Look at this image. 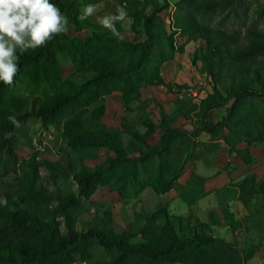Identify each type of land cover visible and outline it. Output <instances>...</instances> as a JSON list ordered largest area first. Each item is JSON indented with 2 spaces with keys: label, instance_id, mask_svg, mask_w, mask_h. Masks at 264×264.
<instances>
[{
  "label": "trees",
  "instance_id": "1",
  "mask_svg": "<svg viewBox=\"0 0 264 264\" xmlns=\"http://www.w3.org/2000/svg\"><path fill=\"white\" fill-rule=\"evenodd\" d=\"M116 1L125 6L127 0ZM192 2L197 10L214 5V0ZM186 13L176 18L178 30L204 41L192 62L199 61L212 81V93L200 99L201 115L192 131L174 125L178 115L160 111L159 123L140 119L146 128L143 134L126 128L131 139L123 146L119 131L100 121L105 107L98 103L113 91L120 93L122 106L130 111L131 104L140 102L143 87H170L160 69L166 57L155 49L153 13L142 17L131 12L132 28L142 25L147 36L142 42L118 39L110 30H93L85 38L60 34L44 47L18 53L19 72L13 85L0 82V186L4 176L16 174V189L0 193V264H243L236 242L205 230L183 235L181 216L169 214L161 203L153 212L139 214L144 221L137 230V242H131L135 235L116 232L110 207H104L103 215L94 222L82 226L77 222L79 214L87 211L83 199L112 183L118 184L123 198H136L150 187L157 195L175 189L186 202L197 200L202 185L198 193L187 196L178 178L184 160L192 154L194 138L201 132L211 140L222 139L246 163L250 162L247 148L239 150L236 145L264 143V114L242 106L247 98L264 102V59H257L264 53V33H252L239 41L223 30L202 25L191 11ZM61 52L68 54L79 80L61 82ZM221 76L230 80L226 95L217 87ZM229 100L220 120L207 118ZM9 116L20 122L19 128ZM30 119L44 131L55 129L56 139L70 150L105 148L113 156L90 167L77 155L69 157L64 167L41 156L43 151L28 138L26 144L34 152L19 160L16 150L24 136L23 125ZM157 129L161 131L158 142L149 144L147 138ZM6 133H12L11 138L6 139ZM40 167L46 170L45 175L40 174ZM192 177L191 182L203 181L195 173ZM69 181L75 187L64 185ZM259 194L264 197V181L258 183L255 175L240 183L238 198L243 206ZM214 216L210 214V222L217 225ZM224 222L231 231L240 224L228 212ZM202 224L209 229L208 223ZM94 244L110 252L108 260L94 257L90 250Z\"/></svg>",
  "mask_w": 264,
  "mask_h": 264
},
{
  "label": "rangeland",
  "instance_id": "2",
  "mask_svg": "<svg viewBox=\"0 0 264 264\" xmlns=\"http://www.w3.org/2000/svg\"><path fill=\"white\" fill-rule=\"evenodd\" d=\"M192 1L194 0H127L124 5L127 8V15L132 21L130 27L124 22L113 21L123 37L122 40L137 43L144 41L147 36L144 34L142 25H135V28H132L133 17L131 12L137 11L142 17L154 14L153 22L156 25L155 49L163 52L161 54L166 57L160 69L163 80L170 85L169 88L161 85L143 87L141 89L140 102L131 104L130 111L125 110L122 106L120 93L117 91L105 95L99 101L98 105H105V113L100 121L107 127L119 131L118 134L123 146H127L131 139L126 132V128H132L143 134L146 128L142 125L140 119L148 118L155 124L159 123L160 111L169 116L178 115L174 125L192 131L197 125V118L201 115V110L198 109L200 100L194 99L191 91L197 90V94L201 98L212 93L211 78L206 72L201 70L199 61L196 64L192 62V56L196 48L202 46L204 41L202 39H194L188 34L179 31V24L176 18H183L186 16L187 11H191L196 20L202 25L213 30H223L234 38L236 37L239 41H244L245 36L252 33H264V0H214L212 7L201 8L200 10L194 8L195 5ZM54 2L69 19V27L66 34L70 38H85L91 35L93 30H109L98 23L97 17L115 15V8L118 6L116 0H55ZM89 4L95 6L94 13L87 19L80 21L77 17L82 13L83 8ZM257 59H264V53ZM58 60L61 69V82L79 80V74L70 62L66 52L59 53ZM217 87L222 95H226V91L230 87V80L221 76L217 81ZM230 103L231 100L228 101L226 106L215 108L209 116L207 115V118H210L213 122L220 120L225 115L226 107ZM242 106L260 110L264 114V102L261 100L247 98ZM182 113H185V116ZM23 131L22 142L19 143L16 150L19 160L29 157L34 152L33 148L26 144L28 138L32 140V145L36 149L43 151L41 156L51 159L64 167H66L69 157H76L77 155L78 157H83V163L90 167L101 163L107 157L113 156V153L105 148L70 150L61 139H56L55 129L51 128L50 131H44L34 119L24 123ZM160 132L157 129L147 138V142L149 143L151 139H155L157 143ZM194 144L192 154L190 157V154H188V157L184 160L179 175V177L185 179L181 184L187 189V196H190L193 192V194L195 192L198 193L201 185L203 193L200 197L205 195L203 177V181L197 180V182L195 180V182H191L194 180L192 175L195 173L192 171L194 159L216 162L221 158L223 159L222 170L229 169L227 170L228 173L232 174V171H230L232 169L237 176L244 172L245 178L255 175L258 183L264 181V143L255 144L250 149V153L247 149L246 153L250 157L249 163L243 162L240 155L232 151L222 139L211 143L206 133L203 134V137L201 135L195 137ZM244 147L245 143L240 142L235 148L243 150L246 149ZM39 171L42 175L46 174V170L43 167H40ZM235 174L232 176H235ZM15 176L16 174L11 172L2 178L1 194L11 193L16 189ZM226 176L230 177V175ZM230 181L232 183V180ZM64 185L66 187H75L73 181L66 182ZM117 185V183H112L101 186L88 199H83L84 207L87 211L77 217L78 226H82L86 222H94L96 217L103 215L104 207L111 208L112 203L122 201L126 207H129L131 198H123L117 190ZM132 205L133 207L138 206ZM243 208L245 209V215L243 218L235 219L240 224H237L234 231L229 228L231 233L226 232L227 238L229 237L227 240L236 242L243 258V264H264V197L262 194L251 197L247 207L243 206ZM224 211L226 212L225 209L221 211L223 217ZM140 213L142 212H135L131 221L128 218H123V222L114 221L113 226L116 232L135 235L131 242H137L139 240V237L136 236L139 229L137 226L138 224L142 225L144 221L142 217H138ZM215 219L220 221L219 216H216ZM208 220L210 222V216ZM173 221L177 220L173 219ZM180 221L181 227L185 229L183 235L205 230V232H211L216 237L225 238L223 236L224 232L219 234L210 229L206 230L202 224L204 222L197 215L187 214L186 216H181ZM222 222L220 221V225L224 228L225 222ZM90 250L94 257L99 260H108L110 257V252L97 244L92 245Z\"/></svg>",
  "mask_w": 264,
  "mask_h": 264
},
{
  "label": "clouds",
  "instance_id": "3",
  "mask_svg": "<svg viewBox=\"0 0 264 264\" xmlns=\"http://www.w3.org/2000/svg\"><path fill=\"white\" fill-rule=\"evenodd\" d=\"M95 11L94 5H86L77 17L87 19ZM115 15L97 17L98 23L108 28L118 39H123L113 21H132L126 6H117ZM69 19L52 0H0V82L12 86L19 72V54L44 47L54 36L68 31ZM8 120L19 128L20 122L9 116ZM6 133L5 138H11Z\"/></svg>",
  "mask_w": 264,
  "mask_h": 264
},
{
  "label": "crops",
  "instance_id": "4",
  "mask_svg": "<svg viewBox=\"0 0 264 264\" xmlns=\"http://www.w3.org/2000/svg\"><path fill=\"white\" fill-rule=\"evenodd\" d=\"M205 133L206 132H201L199 135L203 137V134ZM208 138L211 143L216 141V140L211 141L209 135ZM149 143L154 145L156 141L155 139H151ZM254 146L255 144L247 146L245 143L244 148H247L250 153V149L253 148ZM234 155L236 154L234 153ZM194 160L195 161L193 163L194 166H192V171L204 178L203 187H204L205 195L203 197H199L194 202L188 203L185 200H183L182 197H180L177 191L174 189H171L165 192L164 194L157 195L152 190V188L146 187L136 198L130 199L131 203L129 207H126V205L122 201H118L117 203L111 204L112 206L111 212L114 221L123 222L122 221L123 218L124 219L128 218V220L131 221L133 220V216L135 212L151 213L156 209L157 204L161 203L171 215L186 216L187 214H192L199 216L202 222L209 224V229L211 231L218 232L219 234H222V232H224L223 235L225 236L224 239L227 240L229 238V237L227 238V233H231V231L229 230V227L226 224L224 228L221 227L220 221L222 222V220H224V217L221 215V211L222 209H225L226 212L231 214L234 219L243 218V216L245 215V209L243 208V205L238 198L239 185L245 178L244 176L245 174L244 172H242L240 176H237L234 173V170L232 169H230V171H232V174L228 173L227 170L229 169L222 170L223 159L221 158H219L216 162H213L211 160L209 162L208 160H204V159L202 160L194 159ZM233 174H235V176H232ZM226 175H230L231 178ZM184 180L185 179L183 177L178 178V181L180 183H183ZM230 180H232V183ZM132 204L138 206L133 207ZM211 213L215 214L216 216H219L220 221H218L217 225L211 224V222H209L208 219ZM223 213H225V211ZM138 217L141 218L140 216ZM140 226L141 224H138L137 227L139 228Z\"/></svg>",
  "mask_w": 264,
  "mask_h": 264
},
{
  "label": "built area",
  "instance_id": "5",
  "mask_svg": "<svg viewBox=\"0 0 264 264\" xmlns=\"http://www.w3.org/2000/svg\"><path fill=\"white\" fill-rule=\"evenodd\" d=\"M191 94H192V96H193L194 99H196V100H200L201 99V97L199 96V94H197V90H192L191 91Z\"/></svg>",
  "mask_w": 264,
  "mask_h": 264
}]
</instances>
